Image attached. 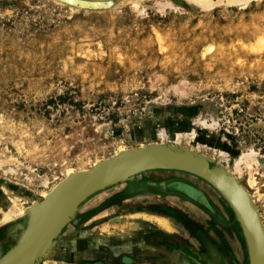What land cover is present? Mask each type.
<instances>
[{"label": "rangeland", "instance_id": "1", "mask_svg": "<svg viewBox=\"0 0 264 264\" xmlns=\"http://www.w3.org/2000/svg\"><path fill=\"white\" fill-rule=\"evenodd\" d=\"M115 1L86 12L0 0V261L68 171L90 172L120 149L208 160L246 193L264 230V0L206 10ZM106 190L113 196L88 213L134 205L170 232L152 253L158 264H249L232 208L202 179L151 171ZM11 201L22 212L5 220ZM48 254L38 264H63Z\"/></svg>", "mask_w": 264, "mask_h": 264}, {"label": "water", "instance_id": "2", "mask_svg": "<svg viewBox=\"0 0 264 264\" xmlns=\"http://www.w3.org/2000/svg\"><path fill=\"white\" fill-rule=\"evenodd\" d=\"M56 1L73 9L87 12L107 11L118 5L115 0H109V3H106L109 9H104V7H77L69 1ZM199 166H203L204 171H200ZM151 171L182 172L210 184L232 208L242 228L248 250L249 264H255L254 255L256 253L259 254V264H264V241L261 231L263 227L246 193L232 184L229 175L223 169L211 168L208 160L191 153L159 146L123 153L111 161L99 164L92 171L76 174L61 184L43 202L44 204L38 205L34 209L27 230L22 234L17 246L0 261V264H19L17 260L32 246L34 249L29 262L26 264H38L46 257L61 231L70 223L81 205L88 199L106 189L126 183L136 176ZM215 177L222 179V187L214 182ZM240 207L246 211L252 226L246 225ZM56 212L59 214L57 220L46 235L42 236L40 231L43 224ZM254 233H256L255 236ZM38 239H40L39 243H37Z\"/></svg>", "mask_w": 264, "mask_h": 264}, {"label": "crops", "instance_id": "3", "mask_svg": "<svg viewBox=\"0 0 264 264\" xmlns=\"http://www.w3.org/2000/svg\"><path fill=\"white\" fill-rule=\"evenodd\" d=\"M107 191L87 200L85 212L77 213L54 241L55 252L48 254V261L91 264L93 261L117 259L119 262L123 253L137 249L145 253L146 257H141L147 259L148 263L145 264H152L148 258H152L156 236L159 230L168 233L167 230L153 228L152 213L149 210H136L134 205L115 203L106 210L88 213V208L104 204L113 196Z\"/></svg>", "mask_w": 264, "mask_h": 264}, {"label": "bare ground", "instance_id": "4", "mask_svg": "<svg viewBox=\"0 0 264 264\" xmlns=\"http://www.w3.org/2000/svg\"><path fill=\"white\" fill-rule=\"evenodd\" d=\"M55 2H57L56 0H54ZM64 1V0H63ZM65 1H69V3H74V5H77V7L79 6V7H95V8H101V7H104V9L106 8V9H109V7H108V4H106V3H109V0H84L85 1V3H82V2H79V1H77V2H75V1H72V0H65ZM190 3H192L193 5H195L196 7H198V8H200V9H210V8H212V6H213V3L211 2V0H188ZM253 0H226V2H227V4L228 5H233V6H239L240 8H245L246 6H248L251 2H252ZM255 1H258V0H255ZM59 3V2H58ZM61 4V3H60ZM110 5V4H109ZM84 11V10H83ZM87 12V11H86ZM165 134L164 133H160V139H164L165 138ZM176 140L177 141H180L179 140V137H177L176 138ZM178 143V142H177ZM123 153H126V151L125 150H122V149H120V150H118V152L116 153V157H118L119 155H121V154H123ZM115 157V158H116ZM102 162V161H101ZM236 164V163H235ZM99 164L98 163H95V164H93V169H95L97 166H98ZM199 168V170L200 171H204V167L203 166H199L198 167ZM90 170H92V169H90ZM83 173H86V171H83V172H80V173H78V174H83ZM75 175V173H73L71 170L70 171H68L67 173H66V175H65V178H64V180L62 181L63 183H65V182H67L69 179H71L72 178V176H74ZM214 182L217 184V185H219V186H221V184H222V179L220 178V177H215V180H214ZM63 183H61V184H63ZM60 184V185H61ZM254 184V183H253ZM44 186L46 185V184H43ZM59 185V186H60ZM58 185L57 186H55L49 193H47V194H45L44 196H43V198H46L51 192L53 193L58 187H59ZM57 187V188H56ZM222 187V186H221ZM56 188V189H55ZM55 189V190H54ZM54 190V191H53ZM5 192V191H4ZM51 193V194H52ZM50 194V195H51ZM49 195V196H50ZM48 196V197H49ZM47 197V198H48ZM16 198V197H15ZM46 198V199H47ZM45 199V200H46ZM14 200V199H13ZM44 200V201H45ZM12 202V206H11V208L8 210V212H6V213H4L5 215H3L4 217H5V220H10V219H12V218H14V216L16 215H20L21 214V212H22V210H21V208L16 204V202L15 201H11ZM44 204V203H43ZM21 205V204H20ZM29 210V209H28ZM5 211V210H4ZM240 211H241V213H242V216H243V219H244V221H245V223H246V225L249 227V226H252V222H251V220H250V218L248 217V215H247V213H246V211L244 210V209H242L241 207H240ZM24 212V211H23ZM23 215V214H22ZM58 213L56 212V213H54V214H52L50 217H49V219L47 220V222L46 223H44L43 224V226H42V228H41V231H40V233H41V235L42 236H45L46 235V233H47V231H49V229L52 227V225L55 223V221L57 220V218H58ZM3 217V218H4ZM152 217V216H151ZM158 219V218H157ZM159 219H161V218H159ZM159 219H158V221H159ZM165 219V218H164ZM155 221V220H154ZM167 221V220H166ZM159 223H161V222H159ZM172 223V222H171ZM165 226L167 225L166 223H163ZM162 225V224H161ZM172 226V225H171ZM160 227H163V226H160ZM167 228V227H166ZM175 228V227H174ZM163 229L164 230H166L164 227H163ZM171 230H172V228H170ZM173 231V230H172ZM261 231H262V237H263V241H264V230L261 228ZM242 232V231H241ZM163 233H164V231H163ZM170 233V232H169ZM173 234V233H172ZM255 234L256 233H254V236H255ZM137 237V236H136ZM256 239H257V235H256ZM39 241H40V239H38L37 240V243H39ZM120 241V240H119ZM232 241V240H231ZM234 242V241H233ZM247 248V247H246ZM34 249V246H32V248L31 249H29L26 253H24L17 261H18V263L19 264H26V263H28L29 262V260H30V257H31V253H32V250ZM134 251V250H133ZM147 253V252H146ZM259 254L258 253H256L255 255H254V263L255 264H259L260 263V259H259V256H258ZM7 258V257H6ZM5 258V259H6ZM4 259V260H5ZM3 260V261H4ZM2 264V263H1Z\"/></svg>", "mask_w": 264, "mask_h": 264}, {"label": "flooded vegetation", "instance_id": "5", "mask_svg": "<svg viewBox=\"0 0 264 264\" xmlns=\"http://www.w3.org/2000/svg\"><path fill=\"white\" fill-rule=\"evenodd\" d=\"M195 199V198H194ZM171 235L169 233H159L158 232V235L156 236L157 237V240L156 242L154 243V249H152V252L154 253L155 250H157L158 247H161L162 246V243L163 242H166V238L167 237H170ZM162 241V242H161ZM165 244V243H164ZM137 249H135L134 251H127L125 253L122 254V256L120 257V260L118 262L117 260V263L119 264H138V263H142L143 261L145 260H140V258L138 257H142V253L143 252H139V251H136ZM141 254V256H139ZM145 255V253H144ZM138 256V257H136ZM146 257V256H144ZM152 258H155L152 256ZM152 258H148L150 261L149 262H152V264H158V262L156 261L157 259H152ZM147 260V259H146ZM94 263L93 264H112L110 262H112V260H102V261H93Z\"/></svg>", "mask_w": 264, "mask_h": 264}]
</instances>
